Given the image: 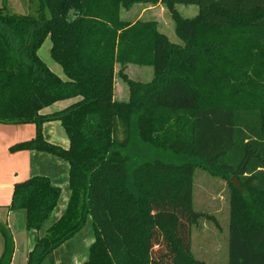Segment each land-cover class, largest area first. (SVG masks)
Wrapping results in <instances>:
<instances>
[{"label":"trees","instance_id":"trees-1","mask_svg":"<svg viewBox=\"0 0 264 264\" xmlns=\"http://www.w3.org/2000/svg\"><path fill=\"white\" fill-rule=\"evenodd\" d=\"M136 2L163 3L183 43L155 21L122 19ZM37 3L36 15L0 8V123L35 124V136L11 149L66 160L71 196L25 264H43L88 216L95 239L83 264H216L192 250L194 226L213 218L195 210L196 164L166 154L197 159L228 184L226 264H264V0ZM176 4H195L198 13L184 17ZM48 37L64 78L39 55ZM130 63L152 66V79L130 78ZM117 75L126 100L115 98ZM54 120L67 148L43 135ZM60 194L49 177L34 175L14 185L7 208L24 211L27 231L39 230ZM0 233V264H11L14 241L1 222Z\"/></svg>","mask_w":264,"mask_h":264},{"label":"crops","instance_id":"crops-1","mask_svg":"<svg viewBox=\"0 0 264 264\" xmlns=\"http://www.w3.org/2000/svg\"><path fill=\"white\" fill-rule=\"evenodd\" d=\"M55 66L56 71L54 72L64 78L62 67L58 63ZM73 101L74 99H68L55 102L51 106L44 108L42 112L52 113L61 110ZM35 131L36 127L33 123H0V222L8 227L13 237L14 252L11 264L26 263L28 252L33 248L38 238L44 236L50 226L65 213L71 196L69 164L66 160L51 153L38 150L13 151L11 149L17 143L32 139L35 136ZM43 135L46 140L52 143L64 148L69 146V138L60 121L45 122L43 124ZM34 175H46L49 177L54 185L61 188V194L56 207L41 228L27 231L24 211H10L7 205L11 202L14 185ZM80 232L79 230L73 237L53 250L44 259L43 264H69L65 262L68 255L71 256L68 259L71 264L74 263L73 261L83 264L88 257V247L93 240L91 237L84 238L79 236ZM3 249L4 240L0 233V255ZM217 256L215 259H219ZM225 257H227V243Z\"/></svg>","mask_w":264,"mask_h":264},{"label":"rangeland","instance_id":"rangeland-1","mask_svg":"<svg viewBox=\"0 0 264 264\" xmlns=\"http://www.w3.org/2000/svg\"><path fill=\"white\" fill-rule=\"evenodd\" d=\"M37 5V0H0V8H3L6 13L15 15H36ZM176 7L184 17H192L198 13V6L195 4H176ZM120 16L122 19L129 21L138 19L155 21L158 30L164 33L171 42L183 43L175 31V22L163 3L152 5L136 2L130 9H121ZM50 44L51 40L47 38L39 49V55L49 68H52H50L52 71H56V62L49 53ZM116 70H119V65H116ZM125 72L130 78L139 81H149L153 77V67L147 65L130 63L125 68ZM115 82V98L126 100L129 96L127 84L118 75ZM165 159L176 163L193 162L196 164L194 177L195 210L212 215L213 218L203 217L199 220L198 226H194L192 250L196 256L203 257L207 261L216 264H226L227 257H225V251L230 213V190L228 184L223 179L209 175L202 167L198 166L200 162L197 159L172 154H166ZM81 229L80 234H78L79 236H83L84 238L91 237L94 241L95 235L90 216L87 217ZM90 245L87 256H89ZM216 256L219 259H215ZM70 258L71 256L68 255L65 262L71 264V261L68 260ZM73 262V264H81Z\"/></svg>","mask_w":264,"mask_h":264},{"label":"water","instance_id":"water-1","mask_svg":"<svg viewBox=\"0 0 264 264\" xmlns=\"http://www.w3.org/2000/svg\"><path fill=\"white\" fill-rule=\"evenodd\" d=\"M235 183H237V182L235 181Z\"/></svg>","mask_w":264,"mask_h":264}]
</instances>
